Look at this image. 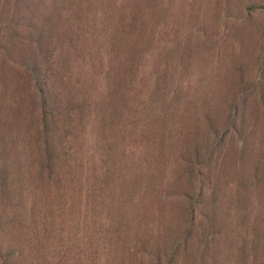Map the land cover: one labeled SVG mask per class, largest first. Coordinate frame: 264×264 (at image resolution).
<instances>
[{
	"label": "rangeland",
	"instance_id": "1",
	"mask_svg": "<svg viewBox=\"0 0 264 264\" xmlns=\"http://www.w3.org/2000/svg\"><path fill=\"white\" fill-rule=\"evenodd\" d=\"M144 1L129 0L130 8L136 4L142 10ZM252 1L264 6V0ZM246 3L156 0V27L139 58L135 80H114L103 71L88 81L87 88L78 84L80 73L90 62L109 63L111 35L108 31L102 36L95 53L91 51L94 42L77 34L92 30L95 23H104L105 14L96 1L90 4L91 12L84 5L77 11L73 7L62 12L60 36L53 48L54 64L60 71L59 88L76 99L86 96L92 103L102 101L107 113L101 115L108 122L106 127L88 122L80 130L75 166L59 184V194L66 195L59 197L56 227L66 239L75 236L78 228L88 229L87 217L91 221L97 212H115L119 199L116 193L120 192L112 182L116 177L126 182L131 212L142 224L154 226L150 233L154 240L170 233L182 210L177 191L185 187L181 178L183 157L194 140L205 134L206 116L224 120L229 98L249 90L247 155L237 167L228 158L222 160L225 154L231 157L228 142L212 165L216 204L223 213L207 264H264V102L256 97L264 93V77L255 85L261 77L264 9L244 10ZM107 26L110 30L113 26L122 28L113 19ZM64 31L69 35L73 32V39ZM112 80L115 85H111ZM113 90L117 94L112 95ZM116 121L120 124L119 136L114 133L118 128L112 125ZM96 148L101 153L94 152ZM105 163L104 171L111 173L108 185L103 181L108 176L101 169ZM81 190L89 192L85 202ZM178 205L180 209L176 210ZM84 209L86 215L80 217ZM78 219L82 226L77 225ZM60 241L54 254L64 249Z\"/></svg>",
	"mask_w": 264,
	"mask_h": 264
},
{
	"label": "trees",
	"instance_id": "2",
	"mask_svg": "<svg viewBox=\"0 0 264 264\" xmlns=\"http://www.w3.org/2000/svg\"><path fill=\"white\" fill-rule=\"evenodd\" d=\"M95 1L102 5L104 23H95L92 30L77 35L94 42L91 51L96 53L98 41L109 31L110 60L108 64L90 62L78 84L87 88L88 81L103 71L114 80L133 82L139 58L156 27V0H145L142 10L136 4L130 8L129 0H0V264H207L223 213L216 204L212 165L228 142L231 157L225 154L222 160L228 158L237 167L247 155L249 90L229 98L224 120L206 116L205 134L194 140L183 157L185 187L177 191L182 210L170 233L154 240L150 234L154 226L142 224L131 212L126 182L118 177L112 181L120 189L115 212H97L91 221L87 217L88 229L78 228L67 239L56 227L59 197L66 195L59 194V184L69 177L79 155L77 134L88 122L108 124L101 115L107 113L102 101L92 103L86 96L76 99L59 88L60 71L54 64L62 12L73 7L77 11L82 5L91 12L90 4ZM245 1L244 10L264 9L261 2ZM112 19L122 28L108 29ZM64 32L70 38L74 34ZM262 48L261 77L255 85L264 77ZM114 80L111 85L116 84ZM256 97L264 102V93ZM111 102L115 108V100ZM116 122L112 125L118 128ZM114 133L119 136L121 129ZM96 149L94 152L101 151ZM104 174L108 185L111 173ZM106 190L110 193L109 187ZM101 193L106 191L101 188ZM81 194L85 202L89 192L81 190ZM94 207L99 211L98 205ZM84 215L86 209L80 217ZM77 225H83L80 219ZM60 239L64 249L54 254Z\"/></svg>",
	"mask_w": 264,
	"mask_h": 264
}]
</instances>
